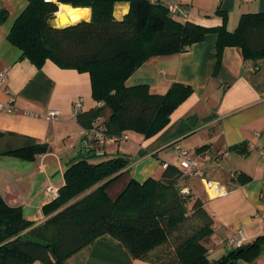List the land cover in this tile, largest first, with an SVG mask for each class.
<instances>
[{"label":"trees","instance_id":"trees-1","mask_svg":"<svg viewBox=\"0 0 264 264\" xmlns=\"http://www.w3.org/2000/svg\"><path fill=\"white\" fill-rule=\"evenodd\" d=\"M26 2L7 36L21 52L20 60L27 59L39 69L52 61L89 73L92 97L103 105L82 112L76 120L82 129L119 140L126 132L154 137L193 94V88L182 83H173L163 95L151 93L148 85L127 86L128 79L153 57L187 52L215 33L216 70L227 47H240L245 61L264 59V12L243 15L230 32L226 16L221 27L206 28L175 19L165 6L151 0ZM121 2L129 3L130 10L118 20L114 7ZM59 5L88 8L89 20L54 27L51 21ZM8 16L7 10H0V22ZM102 118L103 123L95 125ZM7 135L11 134L0 132V156L33 161L50 151L49 144L33 139L11 146L3 142ZM88 155L66 168L65 185L43 208V222L28 220L21 207L9 205L0 193V264H67L102 236L121 241L134 259H151L155 264H235L244 253L264 249L263 235L247 249L236 248L212 261L203 242L212 236L214 222L200 200L182 192L185 176L180 168L167 164L159 179L144 183L131 178L113 199L108 189L135 161L120 154L93 162L96 155ZM250 181L244 174L236 178L241 185ZM169 246L173 251L163 256Z\"/></svg>","mask_w":264,"mask_h":264},{"label":"crops","instance_id":"crops-1","mask_svg":"<svg viewBox=\"0 0 264 264\" xmlns=\"http://www.w3.org/2000/svg\"><path fill=\"white\" fill-rule=\"evenodd\" d=\"M151 1L165 7L178 5L187 17L175 16V19L206 28L221 27L226 16L230 32L237 29L243 15L264 12V0ZM26 6V0H0V10L9 14L7 20L0 22V72L9 69L6 85L0 89V103L12 102L15 108L11 113L0 111V132L11 134L3 140L11 146L33 139L49 144L50 151L33 161L0 156V193L9 205L21 207L28 220L40 223L46 220L43 208L54 200L46 188L60 190L65 185L66 168L88 153L89 158L99 157L93 162H100L119 152L126 154L141 149V156L121 172L109 189L119 187L118 195L131 178L144 183L149 178L159 179L167 164L177 166L183 148L193 151L201 161L200 176L185 177L180 185L186 194L202 202L214 222L212 236L203 242L209 258L220 251L219 247L236 249L220 244L221 240H239L243 234L245 247L264 235V59L245 61L240 47H227L221 67L216 70L215 33L208 34L187 52L153 57L128 79L127 86L148 85L151 93L163 95L173 83H182L191 86L193 94L173 112L166 128L148 140L129 132L126 137L132 135L129 137L135 139L130 147L121 141L108 142L101 148L94 142V133L85 145L83 129L73 116V106L81 99L83 112L98 107L92 97L90 75L62 68L52 61L39 69L27 59L20 60L21 52L9 43L7 36ZM75 10H79L80 17L77 18ZM129 10V3H117L114 16L121 20ZM66 12L74 19L67 16L64 24L59 19ZM89 17L88 8L59 5L51 24L67 27L88 21ZM7 89L12 95L7 94ZM50 110L61 115L49 120L45 116ZM104 120H98L95 125ZM202 147L204 150L198 151ZM237 147L240 150L234 149ZM163 153L173 154V163L162 161L161 167L156 166L154 159ZM239 174L250 177L251 181L237 183ZM207 181L218 183L222 192L216 194L215 186ZM67 264L155 262L134 259L121 241L102 236Z\"/></svg>","mask_w":264,"mask_h":264},{"label":"built area","instance_id":"built-area-1","mask_svg":"<svg viewBox=\"0 0 264 264\" xmlns=\"http://www.w3.org/2000/svg\"><path fill=\"white\" fill-rule=\"evenodd\" d=\"M47 1H53L55 2L56 0H47ZM169 14L171 16H181V17H187L185 11L183 12V10L180 9V7L178 5H167L166 6ZM8 71L9 69L6 68L4 69L2 72H0V89L3 88L6 85L7 82V78H8ZM7 94L12 95V92L10 89L6 90ZM103 105V103H98V107H101ZM0 111H6V112H13L15 111V108L12 105V102L8 103V104H1L0 103ZM83 112V100H78L75 102L74 106H73V116L74 119H77V116L79 114H81ZM34 115V114H32ZM61 113L57 110H50L48 111V113L46 114V118L49 120L52 119H56L58 116H60ZM102 132L103 128H102ZM95 133L94 139L96 138V143L99 147H103L106 145V143L108 142H119L121 140H126L127 137L126 135L123 136L120 140L118 138H112L109 136H106L103 133H97L96 130L93 129H83L82 130V135L84 136V140L83 143L86 145L88 143V140L90 137H92V134ZM180 158H179V163L177 165L178 168H180L183 172H184V176L188 177V178H197L200 176L201 173V161L200 158H198V156L195 153H192L191 151L187 150V149H183L180 148ZM207 183L210 185H214L215 186V193L216 194H220L222 191L219 188V184L216 182H211V181H207ZM212 188V187H210ZM184 194H186V191H182ZM46 193L50 196H52L54 199H56L59 196V190H57L56 188L52 187V186H48L46 188ZM244 242H245V236L242 234V237L239 240L236 239H230L229 241L225 242L223 240H221L219 243L223 244L226 243L228 246L230 247H235V248H242L244 246Z\"/></svg>","mask_w":264,"mask_h":264},{"label":"rangeland","instance_id":"rangeland-1","mask_svg":"<svg viewBox=\"0 0 264 264\" xmlns=\"http://www.w3.org/2000/svg\"><path fill=\"white\" fill-rule=\"evenodd\" d=\"M126 134H129V132H126ZM129 136H132V135H129ZM129 136L127 135L126 140H121V141L126 142L128 147H130L132 144L135 143V139L133 137L130 138ZM121 141H119V142H121ZM119 153L122 154V152H119ZM192 153H193V151H192ZM116 155H118V154H116ZM126 155H128L130 157V159L134 160L136 157L141 156V149H138V150L134 149L132 152L127 151ZM96 158H99V157L96 156ZM174 159H175V156L173 154L163 153L162 156L159 155L154 160H155L156 166L161 167L162 161H166L168 163H173ZM112 186L113 185H111L110 188ZM109 189H108V191H109ZM118 189H119V187H115L114 189L110 190L109 196L114 199L117 196ZM187 224H191V222H189ZM187 228H189V227H187ZM219 250L220 251H217V253H215L214 255L210 254L211 259H218V257H221L222 255H227L230 251H233L235 249H228L226 247H219ZM172 251H173L172 246H169L168 249H165L162 251V255L165 256L168 254V252L171 253ZM235 264H264V249L258 250L253 255H252V253H244L243 255L239 256V258L237 259Z\"/></svg>","mask_w":264,"mask_h":264},{"label":"bare ground","instance_id":"bare-ground-1","mask_svg":"<svg viewBox=\"0 0 264 264\" xmlns=\"http://www.w3.org/2000/svg\"><path fill=\"white\" fill-rule=\"evenodd\" d=\"M66 13H67L68 15H67ZM66 13H63L62 16H61V19H59L60 22H62V23H64V24L67 23L68 18H70L71 20L74 19L73 15H71V13H69V12H66ZM67 16H68V18H67Z\"/></svg>","mask_w":264,"mask_h":264},{"label":"water","instance_id":"water-1","mask_svg":"<svg viewBox=\"0 0 264 264\" xmlns=\"http://www.w3.org/2000/svg\"><path fill=\"white\" fill-rule=\"evenodd\" d=\"M75 25H76V24H75ZM195 120H196L195 117L192 118V120H191V124H192L193 127L196 126V122H195ZM247 247H248V246H245V247H243L242 249L245 250V249H247ZM239 251H240V250H239ZM239 251H238V252H239Z\"/></svg>","mask_w":264,"mask_h":264}]
</instances>
